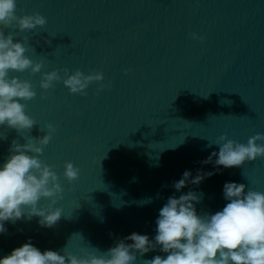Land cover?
Segmentation results:
<instances>
[{
    "label": "water",
    "instance_id": "1",
    "mask_svg": "<svg viewBox=\"0 0 264 264\" xmlns=\"http://www.w3.org/2000/svg\"><path fill=\"white\" fill-rule=\"evenodd\" d=\"M17 2L23 10L17 15L38 12L47 19L32 31L5 29L16 40L28 38L27 55L44 62L42 71L59 70L62 77L64 69L102 72L110 87L97 91L93 82L85 96L57 81L45 92L41 73H11L34 85L37 96L25 103L37 124L23 136L0 127V164L13 140L25 144L53 124L40 159L58 173L64 199L53 228H41L39 217L8 222L0 257L29 238L42 251L82 256L133 234L154 237L159 210L181 194L173 182L185 170H214L199 162L219 151V136L247 144L264 133V0ZM66 162L80 169L77 180L64 177ZM230 181L264 192V158L204 181L196 189L203 193L198 211L222 210L223 186ZM155 255L166 254L150 252L139 264Z\"/></svg>",
    "mask_w": 264,
    "mask_h": 264
},
{
    "label": "clouds",
    "instance_id": "2",
    "mask_svg": "<svg viewBox=\"0 0 264 264\" xmlns=\"http://www.w3.org/2000/svg\"><path fill=\"white\" fill-rule=\"evenodd\" d=\"M18 11L23 10L18 9L17 0H0V127L7 125L23 136L37 124L27 114L25 103L36 98L37 91L31 81L13 76L12 72L41 73L40 88L45 92L55 82L62 81L72 94L86 96V89L93 82L99 84L97 91L110 87V82L103 83L104 74L97 71L85 74L77 69L69 74L64 69L63 77L59 70L42 71L44 62H36L27 55L31 46L28 38L16 40L15 33L6 34L5 29L18 26L21 33L32 31L45 26L47 19L38 12L20 16ZM192 37L203 39L195 33ZM46 42L51 45V40ZM45 127L46 134L28 137L25 144L13 140L5 161L0 164V235L8 233V222L15 224L26 216L39 217L41 228H53L62 217V209L56 207L64 199L60 177L52 165L40 159L56 131L51 123ZM214 144L219 151H213L199 162L213 165L214 170L205 171L201 167L195 174L185 170L173 182L172 187L181 194L168 197L159 210L154 237L133 234L117 239L104 252L94 249L82 256L66 250L63 253L52 249L42 251L29 238L9 255L0 257V264H139V257L155 251L166 255H155L143 264H264V192L243 183L225 182L223 198L227 203L222 210L207 213L197 209L203 193L196 190L207 179L222 174V169L240 168L264 158V133L250 137L247 144L225 134ZM79 173L80 169L72 162L65 163L63 175L69 182L77 180ZM189 186L194 187L184 193ZM42 199L50 203L41 206Z\"/></svg>",
    "mask_w": 264,
    "mask_h": 264
}]
</instances>
